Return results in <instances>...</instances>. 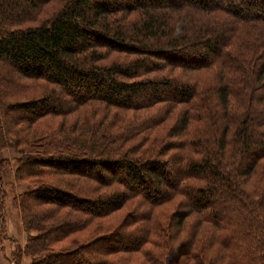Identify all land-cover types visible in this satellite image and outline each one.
Masks as SVG:
<instances>
[{"label": "trees", "instance_id": "trees-1", "mask_svg": "<svg viewBox=\"0 0 264 264\" xmlns=\"http://www.w3.org/2000/svg\"><path fill=\"white\" fill-rule=\"evenodd\" d=\"M11 192L14 264H264V0H0Z\"/></svg>", "mask_w": 264, "mask_h": 264}, {"label": "rangeland", "instance_id": "rangeland-1", "mask_svg": "<svg viewBox=\"0 0 264 264\" xmlns=\"http://www.w3.org/2000/svg\"><path fill=\"white\" fill-rule=\"evenodd\" d=\"M12 155H13V152H12V150H10V149H8V150H5L4 152H3V154H2V156L3 157H12ZM248 157V156H247ZM3 178H4V182L6 183V186L3 188V191L5 192V194L8 192V188H9V186L11 185H8L7 186V183H9V181H11V173H10V170L9 169H6V170H4V173H3ZM11 188H13L14 189V191H16V192H18V191H20L21 189H22V186H13V187H11ZM14 191H13V193H14ZM9 194V196L8 195H6V197H7V200H6V203H5V206H4V208H5V212H4V214H6V208H7V210H9L10 209V211H12V212H14V209L12 208V206L10 205V200L9 199H11V203H12V197H13V195H12V192L11 193H8ZM5 199V198H4ZM171 204H173V203H171ZM171 204H169L168 205V207H171ZM124 212H125V210L124 209H122L121 211H119V212H113V215H112V217L110 218V220H113V221H117V219L118 218H120L123 214H124ZM110 215V216H111ZM6 216V215H5ZM16 216L17 217H19L18 216V214H17V211H16ZM16 216H14L15 217V220H12V222L11 221H9V219H8V221H3L2 220V218L0 217V225L2 226V225H4V224H7L6 226H7V228L10 230V232H8L9 234V236H7V234H5L4 235V237H6L7 239H5V240H8V239H10V241L12 240V242H13V240H14V238L15 239H17V240H21L22 238H24L25 239V234L24 233H22L21 232V230H20V228H19V226H18V223L20 222V221H18V219H17V217ZM107 218H109V217H107ZM3 219H5L4 218V215H3ZM19 220H20V218H19ZM16 221V222H15ZM8 230V231H9ZM4 232V231H3ZM65 240H69V238H66ZM64 240V241H65ZM9 241V240H8ZM15 241V240H14ZM64 241H62V242H60V243H57V245H61V244H63V242ZM6 243L7 242H5V245H6ZM56 245V244H55ZM24 258V259H23ZM25 258L26 257H22V259L20 260V263L19 264H29V262H27L26 260H25ZM29 259V258H28ZM27 259V260H28ZM24 261V262H23ZM8 264H14V260L12 259V256H11V260H10V263L8 262Z\"/></svg>", "mask_w": 264, "mask_h": 264}, {"label": "crops", "instance_id": "crops-1", "mask_svg": "<svg viewBox=\"0 0 264 264\" xmlns=\"http://www.w3.org/2000/svg\"><path fill=\"white\" fill-rule=\"evenodd\" d=\"M14 155V154H13ZM13 155H12V157H13ZM11 167L9 168V170H10V173H11V181H9V183H7V186L8 185H10V184H12V181H13V170H14V164H13V162H11ZM13 187V186H18V185H16V184H13V185H10L9 187ZM16 192V191H15ZM19 192V191H18ZM6 200H7V197L5 198V201H4V206H5V203H6ZM10 200V205L12 206V203H11V199H9ZM12 208L14 209V207L12 206ZM5 209V208H4ZM6 216H5V221H8V219H9V221H11L12 222V220H15V217L14 216H16V210L14 209V212H12V211H10V209L9 210H7V208H6V214H5ZM17 217V216H16ZM17 219H18V221H20L19 220V217H17ZM16 222V221H15ZM7 224H5V228H4V230H5V232H2V229H1V225H0V264H8V262L10 263V260H11V256H12V251H13V247H14V243L13 242H11L10 241V239H8V240H5V237H4V235L5 234H7V236H9L8 234V232H10V230L7 228V226H6ZM18 226H19V228H20V230H21V232L22 233H24L23 232V230H22V227H21V222H19L18 223ZM9 230V231H8ZM15 240V241H14ZM14 242L16 243V244H20V245H22L23 243H24V241H25V239L24 238H22L21 240H17V239H15L14 238ZM5 242H7L6 243V245H5ZM11 242V243H10ZM24 259V258H23ZM28 258H25V260L27 261V262H29V264H30V261H29V259L27 260ZM24 262V261H23Z\"/></svg>", "mask_w": 264, "mask_h": 264}]
</instances>
